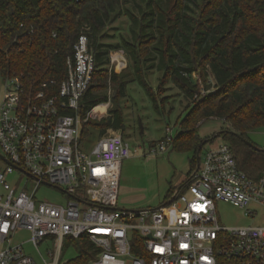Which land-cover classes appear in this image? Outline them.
<instances>
[{
  "label": "built area",
  "instance_id": "built-area-1",
  "mask_svg": "<svg viewBox=\"0 0 264 264\" xmlns=\"http://www.w3.org/2000/svg\"><path fill=\"white\" fill-rule=\"evenodd\" d=\"M94 70V53L81 33L60 83L52 79L32 91L16 76L0 79V152L7 160L0 168V264H67V238L82 237L98 249L90 264H264V225L216 223V201L264 207V169L257 178L248 176L226 142L200 150L198 168L161 205L117 209L129 143L114 133L82 151L87 116L66 113L78 109ZM51 87L57 91L48 93ZM165 132L152 152L172 145L171 128ZM15 171L35 180L32 191L8 181ZM41 184L59 189L63 200L36 203ZM19 228L30 232L38 260L24 242L12 243ZM45 242L42 254L39 245Z\"/></svg>",
  "mask_w": 264,
  "mask_h": 264
},
{
  "label": "trees",
  "instance_id": "trees-1",
  "mask_svg": "<svg viewBox=\"0 0 264 264\" xmlns=\"http://www.w3.org/2000/svg\"><path fill=\"white\" fill-rule=\"evenodd\" d=\"M120 16L126 19V34L119 32L114 43L104 42L112 36L108 26ZM81 33L94 53L95 70L78 109L66 113L86 117L106 102V96L95 94L99 81L110 82L118 100L98 121L87 118L81 133L88 124L99 137L108 129H125L119 100L131 82L142 86L161 114L168 100L160 94L168 83L191 103L200 91L194 73L203 82L212 76L215 90L185 106L171 145L193 153L194 169L202 140L198 129L206 119H221L224 129L248 141V131L264 126V0H0V79L16 76L32 91L52 79L60 83ZM115 49L128 58V69L118 74L107 67ZM157 72L161 76L154 88L148 76ZM219 136L231 143L240 168L257 178L264 169V151L234 134ZM66 241L79 252L67 264H89L97 255L86 238Z\"/></svg>",
  "mask_w": 264,
  "mask_h": 264
},
{
  "label": "rangeland",
  "instance_id": "rangeland-1",
  "mask_svg": "<svg viewBox=\"0 0 264 264\" xmlns=\"http://www.w3.org/2000/svg\"><path fill=\"white\" fill-rule=\"evenodd\" d=\"M126 26V19L123 16L114 20L107 29L112 36L106 37L104 42H116L119 32L126 34ZM107 67L117 74L127 70L128 58L124 51L121 49L111 50ZM160 76L161 72L148 76L152 87L156 88ZM192 79L199 84L200 91L191 103L171 83L165 85V89H163L160 96H167L168 101L162 114L155 110L152 101L140 84L137 82L128 84L126 97L119 100L124 114L125 129L123 131L108 129L102 135L121 134L130 146V156L124 159L121 165L117 207L130 210L155 208L169 198L172 185L180 183L183 178L190 176L194 171L192 163L193 153L191 151L170 146L162 152H152V145L161 140L166 134V126L171 128L173 137L176 135L179 129V122L185 115V106L201 100L202 96L215 90V82L212 76L207 77L206 81L203 82L198 74L194 73ZM100 83V81L95 83V94L100 97L106 96L108 100L98 105L103 106L102 108H97L98 106H96L93 113L90 110L86 114L89 122L98 121L106 116L113 102L115 100L118 101L114 98L115 90L112 84L110 82L108 84ZM99 84L100 87H98ZM1 86L2 84L0 83V88ZM139 122L142 125V132H140ZM89 126L88 124L85 127L86 129L80 134L79 140V149L85 152H89L99 139L97 132ZM223 127H226V124L221 119L211 118L200 125L198 133L202 138H208L217 131L224 129ZM247 135L253 146L257 148V151H262L264 126L248 131ZM224 142L231 145L229 141H225L221 136H218L204 143L201 151L203 152L206 148L215 147ZM5 164L0 158V168H4ZM7 179L16 187L25 188L29 192L35 187V180L21 171H15L13 174L8 175ZM63 196L65 195L59 189L41 184L35 190L34 200L36 203L45 200L61 202L64 198ZM215 208L216 223L220 226L264 225L263 206L250 204L245 209L225 201H216ZM248 209H253L255 213L245 215V211ZM29 238L30 232L19 228L12 238V243L24 242L25 251L38 260V252L28 242ZM48 246V242L40 244V252L45 254ZM78 257L79 252L72 245L65 247L63 260H72Z\"/></svg>",
  "mask_w": 264,
  "mask_h": 264
},
{
  "label": "water",
  "instance_id": "water-1",
  "mask_svg": "<svg viewBox=\"0 0 264 264\" xmlns=\"http://www.w3.org/2000/svg\"><path fill=\"white\" fill-rule=\"evenodd\" d=\"M139 127H140V132H142V125H141L140 122H139ZM221 133H230V134H234V135H236L237 137H239L240 139L244 140L245 143H247L248 145L253 146L252 143H251L250 141H248V140H246V139H243L238 133H236V132H234V131H232V130H228V129H222V130L217 131V132L214 134V137L219 136ZM205 142H206L205 139H202V140H200V142H199L198 149H197L196 154H195L196 168H198V166H199L200 150H201V148H202V146H203V144H204ZM0 158H1L4 162H7V160L5 159V157H4L1 153H0ZM117 209H123V208H119V207H117Z\"/></svg>",
  "mask_w": 264,
  "mask_h": 264
},
{
  "label": "crops",
  "instance_id": "crops-1",
  "mask_svg": "<svg viewBox=\"0 0 264 264\" xmlns=\"http://www.w3.org/2000/svg\"><path fill=\"white\" fill-rule=\"evenodd\" d=\"M124 98H125V97H124ZM98 105H99V104H98ZM98 105H96V106H98ZM96 106H95V107H96ZM95 107H93V108L91 109V112H92V113H93ZM102 107H103V106L100 105V106H98L97 108H102ZM208 119H211V118H208ZM208 119H206V120H208ZM206 120H205V121H206ZM202 123H203V122H202ZM199 136H200V135H199ZM200 137H201V136H200ZM201 138H202V137H201ZM202 139H206V138H202ZM206 142H207V141H206ZM206 142H205V143H206ZM251 143H252V142H251ZM203 145H204V144H203ZM252 145H253V144H252ZM188 177H189V176H188ZM188 177L183 178L182 181H181L180 183L175 184V185H172V187H171V192H172L173 190H176L178 187L182 186V185L187 181ZM118 189H119V188H118ZM159 205H161V204H159ZM159 205H158V206H159Z\"/></svg>",
  "mask_w": 264,
  "mask_h": 264
}]
</instances>
